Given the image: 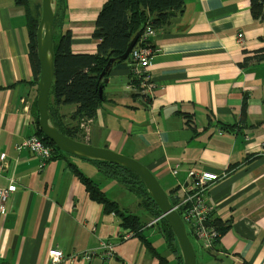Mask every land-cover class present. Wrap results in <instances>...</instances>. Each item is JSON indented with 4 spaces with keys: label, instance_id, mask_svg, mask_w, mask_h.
<instances>
[{
    "label": "crops",
    "instance_id": "crops-1",
    "mask_svg": "<svg viewBox=\"0 0 264 264\" xmlns=\"http://www.w3.org/2000/svg\"><path fill=\"white\" fill-rule=\"evenodd\" d=\"M62 1L71 52L94 55V22L108 0ZM26 3L0 0V188L10 181L16 188L0 214V264H50L51 249L62 252L63 264H159L72 172L74 166L104 190L95 163L52 155L41 168L30 152L16 149L35 134L28 16L40 3ZM249 4L184 0L183 11L150 41L159 49L145 70L153 90L134 81L130 66L112 68L88 132L78 127L75 135L137 161L166 193L177 188L180 195L190 170L219 175L207 194L219 232L207 264H264V23L253 21ZM75 109L59 108V128H76ZM183 115H191L194 130ZM216 122L233 128L223 132ZM104 245L111 246L110 257L103 256Z\"/></svg>",
    "mask_w": 264,
    "mask_h": 264
},
{
    "label": "trees",
    "instance_id": "trees-1",
    "mask_svg": "<svg viewBox=\"0 0 264 264\" xmlns=\"http://www.w3.org/2000/svg\"><path fill=\"white\" fill-rule=\"evenodd\" d=\"M27 5V0H18ZM264 0H250L249 11L253 21L264 23L263 13ZM184 9V0H108L101 8L94 22V31L92 38L99 41L96 53L94 55H75L71 52V32L65 26L66 10L62 0H56L55 14L53 19V82L49 92L47 114L54 127L63 135L77 140L76 134L79 123L82 120L93 119L96 111L99 109L102 99L98 96L97 78L109 58H118L121 56L137 32H141L144 26L149 25L155 32L167 26L171 19L179 15ZM40 18V4L28 16V38H29V61L33 73L34 84L37 82L39 74V64L36 55V28ZM56 36V37H55ZM57 38L56 42H54ZM256 59V58H255ZM249 59H245L242 67L246 65ZM129 58L125 61H115L112 68L129 66ZM107 74L105 75V77ZM135 82L138 79L134 78ZM65 105H75L76 109L70 116L78 124L76 128L61 129L56 123L60 119L58 115L59 108ZM186 126L194 130L191 123V115H183ZM207 123L212 120L207 116ZM210 118V119H209ZM246 104L243 100L240 109V121L245 123ZM38 115L36 107L32 110V125L35 135L42 142L51 148V157H60L62 152L57 150L50 142L43 138L38 128ZM218 128L223 132H231L232 126L216 122ZM50 157V158H51ZM97 170L104 177L114 179L121 187L135 194L141 199L140 207L151 217L155 223L150 227H157L166 248L170 250L173 256V262L182 264L181 256L175 242V238L164 219H159L160 211L149 197L141 180L131 171L104 162H94ZM72 167V172L77 176L85 187L89 198L101 204L104 213H113L118 219L122 230L133 234L139 239L147 249L152 258H155L159 264H172L167 257L161 256L144 235L147 223L130 214L125 209L118 206L116 202L107 199L105 194L90 179ZM168 196L177 198V188L167 193ZM213 224L217 227L215 221ZM189 236V235H187ZM190 239V238H189Z\"/></svg>",
    "mask_w": 264,
    "mask_h": 264
},
{
    "label": "water",
    "instance_id": "water-1",
    "mask_svg": "<svg viewBox=\"0 0 264 264\" xmlns=\"http://www.w3.org/2000/svg\"><path fill=\"white\" fill-rule=\"evenodd\" d=\"M56 0H41L40 18L36 28V55L39 74L36 85V111L38 128L43 138L63 154L76 158L113 164L133 172L143 183L146 192L160 211L159 219H164L170 228L177 244L182 264H196L193 245L189 240L181 216L173 210L175 198L168 196L155 176L137 161L104 148H96L75 141L61 134L50 121L47 114L49 92L53 82V19ZM140 32H137L128 43L125 52L118 58H109L98 75V96L102 99L104 78L112 69L115 61H125L134 47ZM157 221V220H155Z\"/></svg>",
    "mask_w": 264,
    "mask_h": 264
},
{
    "label": "built area",
    "instance_id": "built-area-1",
    "mask_svg": "<svg viewBox=\"0 0 264 264\" xmlns=\"http://www.w3.org/2000/svg\"><path fill=\"white\" fill-rule=\"evenodd\" d=\"M155 35L156 32L149 25L144 26L128 56L132 76L138 79L141 87L149 92L153 90V86L148 81L145 70L149 65L150 58L159 52L158 48L150 45V41ZM237 38L241 41V34H238ZM90 123V119L82 120L79 127L87 133ZM16 149L18 151L25 149L30 152L39 160V167L41 168L44 167L46 161L51 157V148L45 145L35 134H31L24 139L20 145L16 146ZM3 157L4 155L1 154L0 159H3ZM178 167V163L175 162L170 168L172 175H176ZM218 179L219 175L208 171L190 170L187 174L186 182L180 187V195L175 198V203L172 205L173 210L181 216L184 222L186 233H189L188 238L195 240L199 248L208 253L214 250L219 238L218 229L211 219L212 207L207 203L208 189ZM15 190L16 188L12 181L6 187L0 188V214L4 213L3 205L6 199ZM103 252V256L110 257L112 255L111 246L104 245ZM90 256V253H86L82 256V259L88 261ZM48 257L50 264H63L64 262L62 252L58 249L49 250Z\"/></svg>",
    "mask_w": 264,
    "mask_h": 264
},
{
    "label": "rangeland",
    "instance_id": "rangeland-1",
    "mask_svg": "<svg viewBox=\"0 0 264 264\" xmlns=\"http://www.w3.org/2000/svg\"><path fill=\"white\" fill-rule=\"evenodd\" d=\"M38 2L40 3L41 0H38ZM56 40L57 38H55L54 42H56ZM104 180H106L107 183L102 184V189L104 190L101 191L105 194V196L109 200L116 202L120 208L127 210L132 215L138 216L143 223H147V226L149 227L145 228L144 235L147 237L152 247L156 249V251L161 256L167 257L169 260H172L173 256H171L170 250L166 248L161 235L156 229L157 227H150L151 224L155 223V221H151V217L147 214L145 208L143 209L142 206L140 207L141 199H139L135 194L121 187L114 179L106 178ZM187 234L189 235L188 232ZM190 241L195 252L196 264H207V261L210 260L209 255L212 256V254L201 250L197 242L192 238H190ZM170 263L177 264L176 262H173V260L170 261Z\"/></svg>",
    "mask_w": 264,
    "mask_h": 264
}]
</instances>
